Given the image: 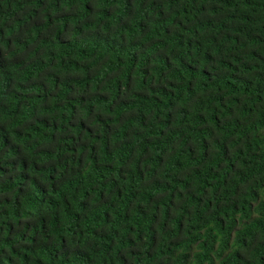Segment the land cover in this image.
<instances>
[{"label":"trees","instance_id":"trees-1","mask_svg":"<svg viewBox=\"0 0 264 264\" xmlns=\"http://www.w3.org/2000/svg\"><path fill=\"white\" fill-rule=\"evenodd\" d=\"M0 264H264V0H0Z\"/></svg>","mask_w":264,"mask_h":264}]
</instances>
